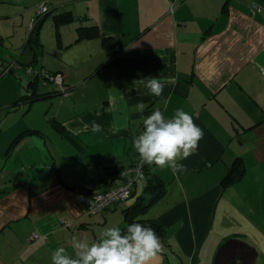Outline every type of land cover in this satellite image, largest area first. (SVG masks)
<instances>
[{"label": "crops", "instance_id": "1", "mask_svg": "<svg viewBox=\"0 0 264 264\" xmlns=\"http://www.w3.org/2000/svg\"><path fill=\"white\" fill-rule=\"evenodd\" d=\"M0 49V264H52L73 236L122 228L145 181L91 215L80 195L123 182L157 108L183 109L204 135L179 161L187 173L146 164L163 187L141 212L163 227L155 264H264V0H0ZM29 66L62 73L66 91L22 79ZM147 77L166 81L160 97L134 83ZM30 90L44 94L17 102Z\"/></svg>", "mask_w": 264, "mask_h": 264}, {"label": "clouds", "instance_id": "2", "mask_svg": "<svg viewBox=\"0 0 264 264\" xmlns=\"http://www.w3.org/2000/svg\"><path fill=\"white\" fill-rule=\"evenodd\" d=\"M140 83L152 96L160 97L166 81L158 77H147ZM145 104L138 102L136 110L143 112ZM143 131L133 137L131 146L140 159L149 166L171 170L175 176L187 173V167L179 163L194 154L203 130L194 123L193 117L183 109H176L171 118L155 109L149 116L141 117ZM122 129L115 124L113 132ZM91 131H103L101 124L93 120ZM74 254L70 255L61 246L51 254L52 264H155L161 252V242L155 230L139 222H133L121 229L119 226L103 228L96 240L89 241L77 236L72 237Z\"/></svg>", "mask_w": 264, "mask_h": 264}, {"label": "built area", "instance_id": "3", "mask_svg": "<svg viewBox=\"0 0 264 264\" xmlns=\"http://www.w3.org/2000/svg\"><path fill=\"white\" fill-rule=\"evenodd\" d=\"M179 0H169L170 10L173 9L176 2ZM48 11V7L45 3H40L36 6V14L30 19L29 31L32 29L33 25L36 22L38 16L44 15ZM11 67V63L5 65L2 72L8 70ZM28 71H34L35 75L42 74L44 78L58 88L60 91L65 92L66 86L64 84V75L60 72H51L46 69L35 70L33 67H27ZM146 163H144L139 154L134 163L124 166L118 172V175L122 177L123 182L120 184L114 185L105 190H93L88 189L81 193L80 202L82 204V211L86 215L95 214L101 211L106 210L110 206L122 202L127 199L131 192V183L137 179L142 181L145 180V168ZM39 234L37 232H32L30 238H36Z\"/></svg>", "mask_w": 264, "mask_h": 264}, {"label": "trees", "instance_id": "4", "mask_svg": "<svg viewBox=\"0 0 264 264\" xmlns=\"http://www.w3.org/2000/svg\"><path fill=\"white\" fill-rule=\"evenodd\" d=\"M42 17H43V15L37 17L35 24L33 25L32 29L29 31L27 41L28 42L30 41L31 44H33V42H36V39H37L36 34H37V28H38L37 26H38V23L41 21ZM5 65H7V64H5ZM5 65L3 66L2 70L4 69ZM53 92L62 93V91H60L56 87L54 88ZM43 94H36L34 92V90H30L28 92L23 93L19 97L17 102H19V101L30 102L34 98H38V97L43 96ZM14 141H15V139H14ZM121 168L122 167H120L118 170L116 169L117 171H115V173L118 174V172L121 170ZM144 170H145V174H146V178L144 180L145 186L152 187L153 190L145 196L140 195L131 205H129L128 207H126L124 209V215H125L126 221H125V223L121 229H125L127 225H129L133 222H139V223H142L143 225H145L147 227L153 228L158 236H162L164 233L163 227L159 223L158 220H156L155 218L142 217L141 216L142 210L144 208H146L151 202H153L161 194V192H163V187L159 184L158 181L155 180L154 175H152L147 170L146 166H145ZM238 172H240V169H238L237 171H233V169H230L228 171V173L226 174V177H230L232 179H235L239 175ZM86 190H88V189H85L82 192H84Z\"/></svg>", "mask_w": 264, "mask_h": 264}, {"label": "rangeland", "instance_id": "5", "mask_svg": "<svg viewBox=\"0 0 264 264\" xmlns=\"http://www.w3.org/2000/svg\"><path fill=\"white\" fill-rule=\"evenodd\" d=\"M2 54H3V52H1V49H0V55L2 56ZM0 68L2 70L3 66L0 67ZM34 69L35 70H41V69H45V68H43V67H35ZM24 71H26L25 74H21L20 73L21 74L20 77L22 79H26L28 77L30 79H34L35 78L36 79L35 82L38 83L39 86L47 84L49 87H54L53 83H51L50 81L46 80L42 74H38V75H36V77H34L35 76V72L34 71L29 73V72H27L26 67H24ZM149 192H151V191H146V194H149Z\"/></svg>", "mask_w": 264, "mask_h": 264}]
</instances>
